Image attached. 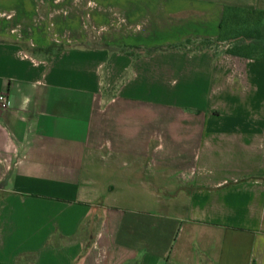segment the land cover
Listing matches in <instances>:
<instances>
[{
    "label": "crops",
    "instance_id": "obj_1",
    "mask_svg": "<svg viewBox=\"0 0 264 264\" xmlns=\"http://www.w3.org/2000/svg\"><path fill=\"white\" fill-rule=\"evenodd\" d=\"M263 5L0 0V264H264V59L187 48Z\"/></svg>",
    "mask_w": 264,
    "mask_h": 264
},
{
    "label": "rangeland",
    "instance_id": "obj_2",
    "mask_svg": "<svg viewBox=\"0 0 264 264\" xmlns=\"http://www.w3.org/2000/svg\"><path fill=\"white\" fill-rule=\"evenodd\" d=\"M264 6V5H263ZM235 20L232 21L229 29L228 36L223 40H204L198 42H187V48L189 51L198 50H211L215 57L224 55L231 48H238L240 53H250L252 57L264 58V18L258 19L257 15L249 13H239ZM240 17V18H239ZM260 37V38H259ZM238 46V47H237ZM134 53L131 50H125L121 48L109 49V56L114 61L105 60L98 62L97 74H99L101 88H108L109 86H116L115 81L119 77L121 69L118 68L119 64L117 58L124 56L135 59V55L141 54V51ZM144 55V53H142ZM117 86L110 91L115 92Z\"/></svg>",
    "mask_w": 264,
    "mask_h": 264
},
{
    "label": "trees",
    "instance_id": "obj_3",
    "mask_svg": "<svg viewBox=\"0 0 264 264\" xmlns=\"http://www.w3.org/2000/svg\"><path fill=\"white\" fill-rule=\"evenodd\" d=\"M241 12H243V13L246 12V13H249L252 15H257L258 19L264 18V10H262V9H259V10H241V9H237V8H233V7H228L226 9V13L224 15V19H223L222 24H221V36H220L219 40L226 39L225 36H228L227 32H228V29H229L232 21L235 20L239 16L237 14H239ZM240 50H242V49H238V48L235 49L233 47L230 50H228V52L233 53V54H242L245 56H252V54H250L248 52L247 53H240L241 52ZM260 59H264V58L261 57ZM76 239H77V237H71V238H68L66 240H67L68 244H71V243H74L76 241Z\"/></svg>",
    "mask_w": 264,
    "mask_h": 264
},
{
    "label": "built area",
    "instance_id": "obj_4",
    "mask_svg": "<svg viewBox=\"0 0 264 264\" xmlns=\"http://www.w3.org/2000/svg\"><path fill=\"white\" fill-rule=\"evenodd\" d=\"M10 107V100L7 94H0V110H7Z\"/></svg>",
    "mask_w": 264,
    "mask_h": 264
}]
</instances>
